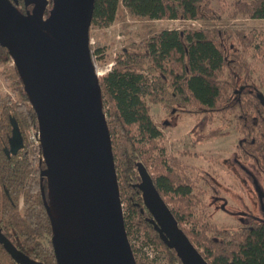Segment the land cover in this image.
<instances>
[{
  "label": "trees",
  "instance_id": "16d2710c",
  "mask_svg": "<svg viewBox=\"0 0 264 264\" xmlns=\"http://www.w3.org/2000/svg\"><path fill=\"white\" fill-rule=\"evenodd\" d=\"M50 6L49 2L47 9ZM232 6V17L240 14L264 20V0H234ZM125 17L204 23L200 28L163 29L138 43L131 41L113 58L109 71L98 77L128 240L141 235L144 244L165 253V264H181L145 205V178L208 264H264V225L232 229L195 216L194 208L200 205V192L195 193L197 181L189 179L180 162L166 153L164 135L151 113L156 104L171 106L170 111L171 104L198 112L264 109L254 96L233 92L250 78L249 50L264 59V33L219 27L210 0H94L90 27L107 28ZM9 61L7 50L0 46V62ZM7 77L16 98L0 94V140L7 143L13 120L24 147L12 161L0 153L5 190L15 193L13 209L6 212L5 221L18 224L5 225L6 232L21 254L56 264L41 194L42 189L46 194L41 176L45 166L36 157L40 146L32 147L26 134L30 127L37 128L36 116L15 67ZM248 117L243 116L247 128ZM131 249L137 264H156L144 256L136 257L135 248Z\"/></svg>",
  "mask_w": 264,
  "mask_h": 264
},
{
  "label": "water",
  "instance_id": "95a60500",
  "mask_svg": "<svg viewBox=\"0 0 264 264\" xmlns=\"http://www.w3.org/2000/svg\"><path fill=\"white\" fill-rule=\"evenodd\" d=\"M51 3L49 9L47 6ZM0 0V46L33 109L45 168L41 190L56 264H137L89 48L94 0ZM257 97L263 102L262 94ZM12 151L22 136L11 121ZM144 202L181 264H208L144 178ZM17 261L25 262L6 245Z\"/></svg>",
  "mask_w": 264,
  "mask_h": 264
},
{
  "label": "rangeland",
  "instance_id": "374dc122",
  "mask_svg": "<svg viewBox=\"0 0 264 264\" xmlns=\"http://www.w3.org/2000/svg\"><path fill=\"white\" fill-rule=\"evenodd\" d=\"M233 1L234 0H210L213 15L218 18V21H216L217 25L234 31L241 30L245 33H248L251 30L264 33V20L245 18L240 14H236L232 17ZM212 22L214 21H211L210 23ZM203 26V22L196 20L148 21L131 19L129 17H125L123 22L116 19L107 28L91 26L89 28V46L90 51L92 52V60L95 65L96 72H99L98 77L109 71L113 58L131 41L138 43L145 40L151 33L163 29L184 30L188 28H200ZM236 46L239 48V45ZM253 55V49L246 54L252 68V81L250 82L253 86L258 88V93L264 95V59L259 55ZM13 67L14 64L12 60L4 63L0 62V94H10L12 97L16 98L15 94L11 91V80L7 77L8 75H12ZM171 105L172 109H175V114L171 117H175V120L170 118L171 106L169 108L162 104L151 106L153 119L161 127L164 138L166 139V153L175 155H178L180 151H187L189 154L202 153V157H204L203 159L196 160L186 157L184 161L190 165L194 164L197 167L212 172L217 183L220 185L222 184L226 186L230 183V185L233 186L232 188H236V190L233 189L235 191H230V189H225L224 192H226L227 196L233 200L239 198L241 195L237 191H239L240 186L243 188L245 187L243 181L237 177V179L232 178L229 181L225 175L224 166L219 162V159L229 155L234 148L233 130L231 127L225 128L227 125L223 123V120L227 117L222 118L218 114H212L210 116L212 123L209 124V127L212 128L196 129L195 132L200 137V145L198 148H191L185 139V133L190 131L197 121H201L203 113L195 111L192 107L179 109L181 106L177 104ZM178 119L182 122H178L176 124L175 121ZM164 120L175 124L174 126L171 125L169 127L162 126L161 123H163ZM205 120H208L207 117H205ZM198 190H202L203 193L200 196V205L194 208L195 216H203L206 221L210 216L211 220L216 223L226 221V216L221 209L213 207L211 198L209 197L211 192L210 190H207V187L202 184L201 181H197L195 192H198ZM240 198H242V196ZM231 226L233 225H229V227ZM129 243L135 248L136 257L144 256L147 260L153 261L156 264H165V253L152 244H144V240L141 235H134L133 237H130Z\"/></svg>",
  "mask_w": 264,
  "mask_h": 264
},
{
  "label": "flooded vegetation",
  "instance_id": "af4514ba",
  "mask_svg": "<svg viewBox=\"0 0 264 264\" xmlns=\"http://www.w3.org/2000/svg\"><path fill=\"white\" fill-rule=\"evenodd\" d=\"M18 8L25 13L26 10L30 11L32 6L29 5L25 7L23 4V0H18ZM239 49H241V47H239ZM248 62L250 63V61ZM251 73L252 68L249 74V80L245 84H239L233 90V92L236 95H240L242 92H245L250 96H254L258 100L259 104L264 107V95L262 94L263 102H261L257 97L258 88L256 86H253L250 82L252 81ZM181 108L183 107H180L179 109ZM201 112L203 113L201 121H197L196 124L190 129V131H187L185 133V139L188 142L189 146L191 148H198V146L200 145V137L195 132V130L207 128L211 129L212 127H209V124L212 123V120L210 118L212 114H218L222 118L227 117L223 120V123L227 125V127L225 128L231 127L233 130L234 148L229 155H226L225 157L219 159V162L224 166L225 175L229 181L230 179H235L237 177L241 179L245 185L244 188L240 186L239 191H237L238 193H240L242 198H240L241 196H239V198L233 200L232 198L227 196L226 192H224L225 189H230V191L233 189L236 190V188H232L233 186H231L230 183L226 186L222 184L220 185L217 183L212 172L197 167L194 164L190 165L184 161L186 157H190L196 160L203 159L204 157H202V153L189 154V152L187 151H180L178 155L167 153L168 155H171L175 160L180 162L181 166H183L184 168V173L189 177V179L191 178V180L201 181L202 184L207 187V190H210L211 193L209 197L211 198L213 207L221 209V211L226 216V221L217 223L211 220L210 216L207 218V221L204 219L205 217L202 216L204 222H209L212 225H228L225 227L232 229H251L255 225H264V109H252L249 111L232 112H211L204 110ZM174 114L175 109H172L170 111V118H173L172 120H175V117H171ZM244 114L249 116L247 119L249 122L248 128L243 126V123H246L245 119H243ZM205 117H207L208 120H205ZM178 122L181 123L182 121L179 119L175 121L176 124ZM155 123L157 124L156 121ZM174 124H172V122L170 123L167 120H164L163 123H161L162 126L167 127L171 125L174 126ZM157 127L162 133L161 127L158 124ZM10 128L11 133L8 136L7 143H4L3 140H0V153L6 156L7 161H12L13 158L17 157L24 147V140L22 137V147L17 149L15 152L12 151V127L10 126ZM165 140L166 139L164 138V141ZM1 161L3 160H0V162ZM40 163H43V161H40ZM42 180L46 185V180L44 177ZM199 192L201 196L203 191L200 190ZM14 195L15 193L11 195L8 191L6 192L5 183L1 176L0 167V264H48L39 261L30 255L21 254L17 243L15 241L12 242L6 232L5 225H18L15 222L11 223L9 221H5L6 212L13 209ZM17 210L21 212L20 205L18 206ZM229 225L233 226L229 227ZM6 245L14 252H16L27 263H22L15 260L7 251Z\"/></svg>",
  "mask_w": 264,
  "mask_h": 264
},
{
  "label": "built area",
  "instance_id": "2783aa9c",
  "mask_svg": "<svg viewBox=\"0 0 264 264\" xmlns=\"http://www.w3.org/2000/svg\"><path fill=\"white\" fill-rule=\"evenodd\" d=\"M27 141L34 148L40 146L38 128H34V127L29 128L27 132ZM36 157L39 161H43V157L41 153L37 154Z\"/></svg>",
  "mask_w": 264,
  "mask_h": 264
},
{
  "label": "bare ground",
  "instance_id": "6f19581e",
  "mask_svg": "<svg viewBox=\"0 0 264 264\" xmlns=\"http://www.w3.org/2000/svg\"><path fill=\"white\" fill-rule=\"evenodd\" d=\"M98 74H99V72H98Z\"/></svg>",
  "mask_w": 264,
  "mask_h": 264
}]
</instances>
